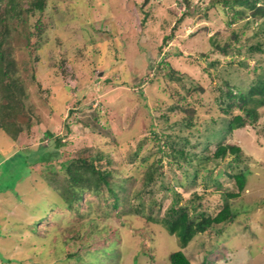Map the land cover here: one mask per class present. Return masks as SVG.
Returning <instances> with one entry per match:
<instances>
[{
    "label": "rangeland",
    "instance_id": "obj_1",
    "mask_svg": "<svg viewBox=\"0 0 264 264\" xmlns=\"http://www.w3.org/2000/svg\"><path fill=\"white\" fill-rule=\"evenodd\" d=\"M18 4L19 15L6 13L8 0H0V64L11 66L30 125L21 119L15 139L0 129V264L93 261L86 253L72 260L55 246L85 231L90 219L99 245L97 231L115 233L117 259L109 262L100 254L103 264H172L169 255L179 249L193 264H264V106L255 122L222 131L243 113L237 104L229 107L234 99L228 88L237 93L264 75V17L225 0ZM240 9L244 12L237 13ZM257 43L263 52L251 49ZM57 137L60 147L54 144ZM222 137L241 146L240 165L249 170L246 189L230 199L244 214L198 233L182 247L148 215L163 216L173 190L181 204L199 195L215 215L224 194L238 188L229 175L236 171L229 166L232 155L211 172L205 168L211 163L174 157L172 147L212 155ZM51 151L57 157L40 160ZM96 153L107 158L95 164L114 170L113 179L123 183L119 192L125 203L113 207L106 191L103 197L86 195L80 212L69 210L55 189L62 163ZM150 173L154 181L145 182ZM141 203L142 211L130 212ZM86 211L92 214H80ZM42 213L47 218L33 227L39 237L29 226Z\"/></svg>",
    "mask_w": 264,
    "mask_h": 264
},
{
    "label": "trees",
    "instance_id": "obj_2",
    "mask_svg": "<svg viewBox=\"0 0 264 264\" xmlns=\"http://www.w3.org/2000/svg\"><path fill=\"white\" fill-rule=\"evenodd\" d=\"M225 2L233 8L237 5H242L245 8H253L254 14L264 17V0H225ZM28 3L35 8L43 7V0H28ZM8 8L9 9H7L6 13L13 11H15L17 15L21 13L18 0H8ZM238 12L244 11L240 9V11L237 10V13ZM181 20L182 17L178 19V22ZM263 25L264 20L261 23V26ZM2 44L3 39L0 40V48L2 47ZM251 49L263 52L261 43L253 45ZM222 50L228 52L226 48H222ZM0 59H4L2 49L0 50ZM10 70L11 66L3 67L2 64H0V89L2 91V100L0 102V129L9 133L12 135L13 139H15L16 134L23 128L21 119L25 120V123L30 125V117L26 114L25 110H23L25 107L23 105V99L20 96L21 93L18 89V82L12 79ZM226 94L232 100L234 99L232 102H229V107L237 104L238 107L242 109L243 113L234 115V117L228 121L227 126L222 128V131L243 127L248 121L249 123H253L259 116L258 108L264 106V75H258V77L250 83L247 89H240V91L235 93L232 91V88L229 87ZM48 134H50V132H48ZM168 136L166 138H168ZM211 136H215V133H211L206 137V149L211 142ZM185 139L187 140V137H185ZM188 142L189 140L186 141V143ZM174 143H176V141ZM54 144L56 147H60L63 144L61 142V137L55 138ZM42 145L44 146V144H41V146ZM172 152L174 157L181 158L187 162L191 161L194 158L193 156H195L201 161L211 163L212 167H205L211 172L221 160H224L228 155H232L233 157L229 166L236 169V171H233L232 173L230 172L229 175L234 178L238 190L226 192L224 194L225 203L215 215L208 212L207 208H205L200 201L201 197L197 194H195L194 198H190L187 203L181 204V195L176 190L172 191L175 198L166 208L163 216L157 217L148 215L154 222L162 224L167 232L177 236L180 240L181 246L185 247L198 233L203 234V232L213 228L216 224H219V227H224L226 223H231L237 217H241V215L244 214L243 212L238 213L239 210L232 206L230 199L240 196L246 189L249 170L240 165L242 153L241 146L233 143H225L223 137L218 141V145L212 155L198 154L187 149L186 146H173ZM54 157H57V154L51 151L48 157H41L40 160L46 162L52 160ZM105 158L107 157L104 154L96 153L95 155L71 158L62 163V174L60 178L57 179L56 177V180H54L58 183L57 186H55V189L60 193L61 201L65 204L67 209L80 212V208L84 204L82 200L86 195H101V197H103L106 191H108L114 199L112 202L113 207H118L125 203V199L121 197L119 192L123 183L113 179L115 171L95 164V162L101 161ZM197 171L198 169L194 171L195 176L198 175ZM157 172L160 173L159 171ZM154 179L155 177L150 173L145 177V182L148 181V183H152ZM208 179H210L212 183H218L217 179H213L211 176H209ZM197 199L199 202L196 201ZM142 206V203L134 204L133 209H131L130 212L136 211L139 213L142 211ZM48 213L49 212H47V214ZM90 213L92 214V212L86 211L80 214L82 216H89L91 215ZM45 218H47V216L42 213L40 219L37 218L30 223L29 229L33 234L40 237V233L36 232V230H38L37 226H35V231L33 230V227ZM38 220L39 222L36 223ZM94 222V219H90L85 231H76L74 236L69 237L63 243H56L55 246L58 249V254L65 253L70 259L76 261L82 259L83 253L90 256L92 255L95 258L93 261L87 263L84 262L85 264H103L102 262H104V258H102V256L100 258V254H102L103 257L107 256L109 262L117 259V250L112 248L113 239L116 238L115 233L113 232L114 230L105 233L97 231L102 237L99 245V243L96 242L97 239L92 236V234L95 233L92 232V229L95 226ZM216 232L218 233L220 231L217 230ZM147 238L149 240L150 235H148ZM36 251L34 250V252ZM44 251L45 250L40 251L39 253L43 254ZM97 258H99L98 262L96 261ZM169 260L172 264H193L192 258L189 257L183 249L172 251L169 255Z\"/></svg>",
    "mask_w": 264,
    "mask_h": 264
},
{
    "label": "crops",
    "instance_id": "obj_3",
    "mask_svg": "<svg viewBox=\"0 0 264 264\" xmlns=\"http://www.w3.org/2000/svg\"><path fill=\"white\" fill-rule=\"evenodd\" d=\"M31 170V169H30ZM29 170V175L31 174V171Z\"/></svg>",
    "mask_w": 264,
    "mask_h": 264
}]
</instances>
